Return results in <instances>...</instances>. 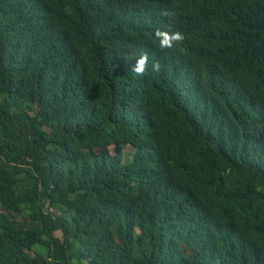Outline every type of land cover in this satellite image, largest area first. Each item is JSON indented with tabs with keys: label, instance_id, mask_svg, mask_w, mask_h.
I'll use <instances>...</instances> for the list:
<instances>
[{
	"label": "trees",
	"instance_id": "trees-1",
	"mask_svg": "<svg viewBox=\"0 0 264 264\" xmlns=\"http://www.w3.org/2000/svg\"><path fill=\"white\" fill-rule=\"evenodd\" d=\"M38 1L0 0V264H264V0Z\"/></svg>",
	"mask_w": 264,
	"mask_h": 264
},
{
	"label": "clouds",
	"instance_id": "clouds-1",
	"mask_svg": "<svg viewBox=\"0 0 264 264\" xmlns=\"http://www.w3.org/2000/svg\"><path fill=\"white\" fill-rule=\"evenodd\" d=\"M36 1L37 4H40L38 0H25V3H30ZM155 37L159 40V45L162 49H171L174 44L182 43L185 39V36L183 33L177 31L174 33H169L167 31H160L157 30L155 32ZM148 67V56L147 54H144L140 56L136 63L132 66V71L135 72L138 76H143L147 70ZM152 70L155 72L160 71V64L159 62H155L152 65Z\"/></svg>",
	"mask_w": 264,
	"mask_h": 264
},
{
	"label": "rangeland",
	"instance_id": "rangeland-1",
	"mask_svg": "<svg viewBox=\"0 0 264 264\" xmlns=\"http://www.w3.org/2000/svg\"><path fill=\"white\" fill-rule=\"evenodd\" d=\"M128 153H129V149L126 148L123 150L124 159H126V157L128 156ZM57 236H59V235H57ZM45 252H46V250H43L40 248L34 249V253H39L40 255H44Z\"/></svg>",
	"mask_w": 264,
	"mask_h": 264
},
{
	"label": "bare ground",
	"instance_id": "bare-ground-1",
	"mask_svg": "<svg viewBox=\"0 0 264 264\" xmlns=\"http://www.w3.org/2000/svg\"><path fill=\"white\" fill-rule=\"evenodd\" d=\"M38 21H43V19L38 20ZM180 45H181V43H179V44H174V46H173L171 49H169V50H173V49L179 47ZM169 50H168V51H169Z\"/></svg>",
	"mask_w": 264,
	"mask_h": 264
}]
</instances>
